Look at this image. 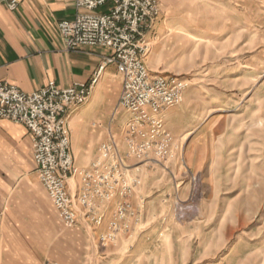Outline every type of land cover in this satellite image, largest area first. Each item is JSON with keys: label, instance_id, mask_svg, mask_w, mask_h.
Instances as JSON below:
<instances>
[{"label": "rangeland", "instance_id": "1", "mask_svg": "<svg viewBox=\"0 0 264 264\" xmlns=\"http://www.w3.org/2000/svg\"><path fill=\"white\" fill-rule=\"evenodd\" d=\"M158 1L147 66L186 83L164 115L170 154H132L130 113L118 103L113 119H129L98 155L80 166L71 153L76 168L93 171L113 141L122 171L109 183L70 175L74 199L92 195V206L77 205L79 228L41 263H15L264 264V0Z\"/></svg>", "mask_w": 264, "mask_h": 264}, {"label": "built area", "instance_id": "2", "mask_svg": "<svg viewBox=\"0 0 264 264\" xmlns=\"http://www.w3.org/2000/svg\"><path fill=\"white\" fill-rule=\"evenodd\" d=\"M20 3L21 0H0L11 10H18ZM76 5L86 12L58 25L66 48L72 51L100 47L111 52L91 82L61 87L51 81L33 92L0 82V119L23 124L31 132L40 181L67 228L79 222L78 204L92 206V195L87 191L81 192L77 200L71 196L67 189L70 175L79 174L85 180L96 175L100 183H109L125 166L113 141L101 146L93 171L76 168L71 153V114L89 101L105 66L114 63L123 75L119 106L130 113L124 139L129 151L138 157L150 151L163 157L170 154L172 136L164 115L183 101L186 89L182 78L152 75L146 63L150 47L145 35L162 13L158 0H76ZM116 223L112 224L116 227Z\"/></svg>", "mask_w": 264, "mask_h": 264}, {"label": "crops", "instance_id": "3", "mask_svg": "<svg viewBox=\"0 0 264 264\" xmlns=\"http://www.w3.org/2000/svg\"><path fill=\"white\" fill-rule=\"evenodd\" d=\"M79 12L86 10L79 9L76 0H21L18 10L0 4V82L25 92L51 81L61 87L91 82L111 52L100 47L66 48L59 22ZM122 87L118 66L108 63L89 101L72 113L71 145L77 165L93 160L109 133L118 132L129 119L126 112L113 119ZM32 171L38 175L31 132L23 124L0 119V264H17L16 258L41 263L66 240L69 228Z\"/></svg>", "mask_w": 264, "mask_h": 264}]
</instances>
